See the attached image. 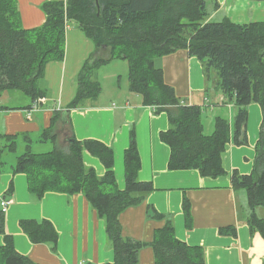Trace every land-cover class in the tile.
I'll return each instance as SVG.
<instances>
[{
	"label": "trees",
	"instance_id": "obj_1",
	"mask_svg": "<svg viewBox=\"0 0 264 264\" xmlns=\"http://www.w3.org/2000/svg\"><path fill=\"white\" fill-rule=\"evenodd\" d=\"M217 6L213 0H46L42 4L44 23L24 28L16 0H0V96L6 90H19L32 101H41L46 95L39 85L45 65L64 58L65 33L73 24L93 41L95 52L78 73L76 95L66 110L95 100L101 92L96 70L111 60L124 59L129 90L140 94L143 103L156 113L164 111L168 115V129L160 134L170 148L168 168L195 169L203 177L215 178L225 173L222 154L231 137L229 122L216 117L212 133L205 134L203 106L182 102L165 82L162 69L155 65L158 57L187 51L201 63L206 80L213 81L214 88L234 104L236 144L246 143L248 106L256 103L261 108L252 170L249 174L233 171L231 184L245 190L247 224L264 239V22L239 24L228 17L213 21L209 17ZM103 49L107 57L99 54ZM59 121L69 125L65 111L56 112L51 126L41 133V141H52L53 149L44 153L25 151L17 157L13 170L26 174L28 189L38 199L50 191L86 197L103 218L114 251L112 262L98 264H139V250L146 245L153 249L154 264H205L202 250L178 239L170 221L155 230L149 244L122 235L120 213L142 203L153 189L149 182L138 179L140 158L133 132L124 153L125 187L121 190L111 170V147L97 140H78L74 135L67 137L65 145H58ZM0 138L8 142L0 147V158L5 148L16 151V136ZM84 151L107 168L104 175L98 176L93 168L85 166ZM183 211L188 226L191 212L186 198ZM3 220L0 206V234L4 239L0 264H38L17 252L11 236L5 233ZM19 226L32 243L48 244L56 250L58 232L51 221L23 219ZM220 232L234 234V228Z\"/></svg>",
	"mask_w": 264,
	"mask_h": 264
},
{
	"label": "crops",
	"instance_id": "obj_2",
	"mask_svg": "<svg viewBox=\"0 0 264 264\" xmlns=\"http://www.w3.org/2000/svg\"><path fill=\"white\" fill-rule=\"evenodd\" d=\"M45 1L16 0L22 27L34 28L44 23L42 4ZM213 1L218 6L211 10L209 19L218 14L220 18L228 17L239 24L264 22V1ZM93 52V41L70 24L65 33L64 58L45 65L39 85L46 95L30 116H27V110L33 103L31 99L20 95L9 97L10 94L0 98V135L16 136L17 143L16 151L5 148L0 158V197L12 200L4 211L3 225L17 252L38 264H98L114 260L105 222L83 194L50 191L38 199L28 189L26 174L13 170L17 157L25 151L44 153L53 149L51 141V145H36L37 152L32 146L39 142L47 144L49 140L41 141L42 131L51 126L56 112L68 111L69 125L62 121L56 124V143L65 145L67 137L74 135L78 140H97L111 147V170L121 190L125 187L124 153L131 132L134 134L140 158L138 179L149 182L153 189L142 203L120 213L123 236L149 244L155 230L170 221L178 239L202 250L205 264H261L264 239L247 224L246 192L231 184L233 171L249 174L252 170L254 147L262 122L260 106L256 103L248 106L246 143L238 145L233 139L236 108L214 87V97L211 89L206 90L210 83L199 60L185 50L156 58L155 65L162 69L165 82L173 87L182 102L206 106L209 100L214 113L211 125L213 117L214 121L216 117H222L229 122L231 131L222 154L225 169L222 176L203 177L195 169L170 170V148L160 138L161 132L169 126L167 113H156L153 107L145 105L140 94L129 90L128 78L123 84L116 82L114 60L97 69L96 78L101 85L98 97L86 100L78 108L66 110L76 95V77ZM99 54L108 56L106 49ZM203 127L205 132L204 123ZM7 144L0 138V147ZM19 148L24 151L18 152ZM82 158L85 166L93 168L98 176L107 171L101 161L87 151L83 152ZM185 198L191 212L188 226L183 211ZM43 218L51 221L58 232L56 250L48 244L32 243L19 226L20 220ZM226 227H233L234 234L220 232ZM3 243L0 234V246ZM139 264H154L150 245L139 250Z\"/></svg>",
	"mask_w": 264,
	"mask_h": 264
},
{
	"label": "rangeland",
	"instance_id": "obj_3",
	"mask_svg": "<svg viewBox=\"0 0 264 264\" xmlns=\"http://www.w3.org/2000/svg\"><path fill=\"white\" fill-rule=\"evenodd\" d=\"M222 18L219 17V15L217 14L214 18H212L211 20L213 21H219L221 20ZM112 63H115L113 64V70H116V75H117V81L116 82H122V84L125 82V80H127L128 78V64H127V61L124 60V59H115L114 62ZM97 72V70H96ZM212 76L213 78L215 77L216 78V75L214 73H212ZM117 84V83H116ZM108 85V83H107ZM209 87H210V91H211V95H213L214 97V89H212L214 87L213 85V81H211V83L209 84ZM7 94H10L9 97H16L15 95H20L22 97H26V98H29V96H27L25 93L19 91V90H6L2 93V95L0 96L1 97H6L5 95ZM210 95V96H211ZM209 96V97H210ZM8 97V96H7ZM210 99H212V97H210ZM212 102V101H211ZM209 103V100L207 101V103L205 104L206 106H203V110H202V113H203V117H202V121L204 123V126L206 128V131H205V134H211L212 131H213V128H214V117H213V125H211L210 121H211V115L213 116V112H212V109L210 108V105L208 104ZM52 142V141H51ZM50 140L48 142H46L47 144H42L39 142V144L37 143H34V145L32 146L33 147V151L37 152L35 149H37L36 145H42L40 147H43L44 145H49L50 143ZM51 145V144H50ZM54 146H52L51 148H53ZM39 148V147H38ZM52 150V149H50ZM24 150H21L19 148V151L18 152H23ZM20 154V153H19ZM238 190V189H237ZM243 189H239V191H242ZM245 191V190H243ZM246 199V198H245ZM244 199V200H245ZM260 212V214H262V208H259L258 210Z\"/></svg>",
	"mask_w": 264,
	"mask_h": 264
},
{
	"label": "built area",
	"instance_id": "obj_4",
	"mask_svg": "<svg viewBox=\"0 0 264 264\" xmlns=\"http://www.w3.org/2000/svg\"><path fill=\"white\" fill-rule=\"evenodd\" d=\"M39 101L40 100L33 101V103L31 104V106L28 108V110H27V116L28 117L30 116V113L37 108ZM11 202H12L11 199L0 197V205H1V209L3 210V212L11 204Z\"/></svg>",
	"mask_w": 264,
	"mask_h": 264
},
{
	"label": "water",
	"instance_id": "obj_5",
	"mask_svg": "<svg viewBox=\"0 0 264 264\" xmlns=\"http://www.w3.org/2000/svg\"><path fill=\"white\" fill-rule=\"evenodd\" d=\"M67 114H68V111H65V117L67 116Z\"/></svg>",
	"mask_w": 264,
	"mask_h": 264
}]
</instances>
